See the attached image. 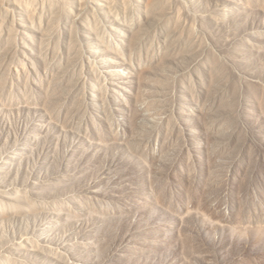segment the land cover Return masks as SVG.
Returning <instances> with one entry per match:
<instances>
[{
	"label": "rangeland",
	"instance_id": "rangeland-1",
	"mask_svg": "<svg viewBox=\"0 0 264 264\" xmlns=\"http://www.w3.org/2000/svg\"><path fill=\"white\" fill-rule=\"evenodd\" d=\"M0 264H264V0H0Z\"/></svg>",
	"mask_w": 264,
	"mask_h": 264
}]
</instances>
